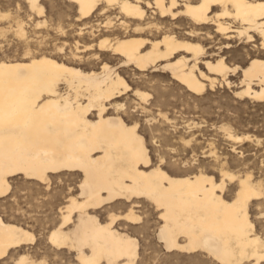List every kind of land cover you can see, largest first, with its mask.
I'll use <instances>...</instances> for the list:
<instances>
[{"label": "bare ground", "instance_id": "6f19581e", "mask_svg": "<svg viewBox=\"0 0 264 264\" xmlns=\"http://www.w3.org/2000/svg\"><path fill=\"white\" fill-rule=\"evenodd\" d=\"M70 1L76 7L79 34L87 27L86 32L93 34V24H87L96 10L99 14L117 10L95 23L106 27L96 43L74 42L73 57L80 59L77 51L96 48L110 50L118 60L115 65L103 61L98 69L86 70L31 50L19 58L0 59V196L8 193L10 178L17 174L46 183L62 172L79 174L77 192L59 208L60 221L48 231L47 239L57 248H75L82 264L133 262L138 240L114 221H138L135 208L143 200L157 210L156 236L164 248L205 250L222 264L263 259L264 237L256 232L249 210L260 203L264 184L249 173L241 176L226 168L216 181L202 171L170 173L162 159L152 163L139 123L125 121L118 112L123 104L115 98L132 89L119 68L132 65L138 71H165L194 93L217 82L231 84L229 75L240 69L235 95L261 99L264 55L257 49L264 50V0ZM25 2L41 15V0ZM7 15L0 12V17ZM15 23V32L23 37L21 20ZM211 27L225 38H242L245 64H228L225 53H220L221 43L208 50L199 41L212 36ZM223 46L232 45L225 41ZM132 91L143 100L148 97L145 91ZM109 108L115 113L110 114ZM225 129L230 139L248 136ZM227 179L236 180L228 197L224 195ZM116 199L126 209L121 213L109 209L101 221L98 209ZM34 236L0 215V257ZM16 262L45 264L26 253Z\"/></svg>", "mask_w": 264, "mask_h": 264}, {"label": "rangeland", "instance_id": "374dc122", "mask_svg": "<svg viewBox=\"0 0 264 264\" xmlns=\"http://www.w3.org/2000/svg\"><path fill=\"white\" fill-rule=\"evenodd\" d=\"M41 4L43 11L38 15L25 0H0V12L9 13L0 17V59L19 58L23 52L31 50L32 53H44L69 61L86 70L98 69L103 61L109 65L116 64L118 57L110 50L95 48L77 51L81 58L73 57L74 42L96 43L106 27L102 24L97 27L95 23L103 21L107 14H117L116 9L111 8L100 14L98 10L93 12L87 26L91 23L96 30L92 34L86 32L90 29L87 27L79 34V21L75 19L76 7L72 1L41 0ZM14 19L21 20L25 30L23 37L15 32ZM42 20L46 22L36 25L37 21ZM210 30L211 37L199 38L208 50L216 49L221 43L220 53H225L228 64H245L247 58L242 50L245 47L242 38H225L212 27ZM225 41L232 46L224 47ZM257 51L264 55V50ZM94 52L99 56L94 57ZM119 68L132 89L148 93L143 100L130 89L115 99L123 104L118 112L125 121L129 124L133 121L139 123L138 129L144 136L152 163H160L162 159L161 165L170 173L202 171L213 175L216 181L221 178L220 170L226 168L241 176L249 173L253 180L264 184V97L253 99L235 95L234 90L238 88L236 84L241 77L240 69L229 75L231 84L217 82L211 88L194 93L175 82L165 71H138L132 65ZM109 112L113 114V108H109ZM225 128L234 135L248 136L241 140L230 139ZM78 175L71 171L62 172L59 176H51L48 183L25 178L22 174L10 178L8 193L0 196V215L5 220L28 228L35 236L12 247L13 250L10 248L7 255L0 257V264H19L16 258L22 253L36 260L43 259L45 264H82L76 258L75 248L68 245L57 248L47 239L48 231L60 221L59 208L65 204L69 194L77 192ZM235 182V179L226 180V197L232 195ZM121 202V199H116L100 207L99 219L105 220L109 209L116 213L123 212L126 204ZM139 203L141 206L135 208L138 221L128 223L122 218L114 221L138 240V253L131 264H222L205 250L164 248L156 236L160 222L157 210L147 200ZM249 211L256 232L264 237V195L260 203L253 204ZM260 260L248 259L243 262L264 264V258Z\"/></svg>", "mask_w": 264, "mask_h": 264}]
</instances>
